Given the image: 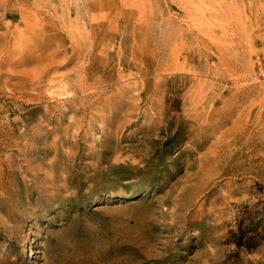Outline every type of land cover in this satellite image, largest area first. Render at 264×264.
<instances>
[{
	"label": "rangeland",
	"instance_id": "obj_1",
	"mask_svg": "<svg viewBox=\"0 0 264 264\" xmlns=\"http://www.w3.org/2000/svg\"><path fill=\"white\" fill-rule=\"evenodd\" d=\"M264 0H0V264H264Z\"/></svg>",
	"mask_w": 264,
	"mask_h": 264
},
{
	"label": "trees",
	"instance_id": "obj_2",
	"mask_svg": "<svg viewBox=\"0 0 264 264\" xmlns=\"http://www.w3.org/2000/svg\"><path fill=\"white\" fill-rule=\"evenodd\" d=\"M227 240L237 249L254 250L264 240V200L240 206Z\"/></svg>",
	"mask_w": 264,
	"mask_h": 264
}]
</instances>
